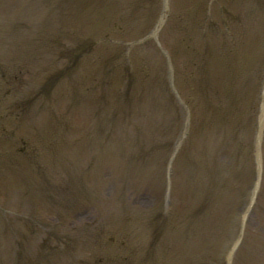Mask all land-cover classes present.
<instances>
[{
	"label": "rangeland",
	"instance_id": "1",
	"mask_svg": "<svg viewBox=\"0 0 264 264\" xmlns=\"http://www.w3.org/2000/svg\"><path fill=\"white\" fill-rule=\"evenodd\" d=\"M0 227L20 264H264V0H0Z\"/></svg>",
	"mask_w": 264,
	"mask_h": 264
},
{
	"label": "trees",
	"instance_id": "2",
	"mask_svg": "<svg viewBox=\"0 0 264 264\" xmlns=\"http://www.w3.org/2000/svg\"><path fill=\"white\" fill-rule=\"evenodd\" d=\"M15 220L16 215L11 216ZM17 228L0 227V264H20L22 240Z\"/></svg>",
	"mask_w": 264,
	"mask_h": 264
}]
</instances>
